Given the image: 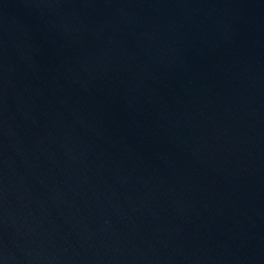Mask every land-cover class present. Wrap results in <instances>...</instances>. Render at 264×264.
Returning a JSON list of instances; mask_svg holds the SVG:
<instances>
[{
    "label": "water",
    "instance_id": "1",
    "mask_svg": "<svg viewBox=\"0 0 264 264\" xmlns=\"http://www.w3.org/2000/svg\"><path fill=\"white\" fill-rule=\"evenodd\" d=\"M0 264H264V0H0Z\"/></svg>",
    "mask_w": 264,
    "mask_h": 264
}]
</instances>
